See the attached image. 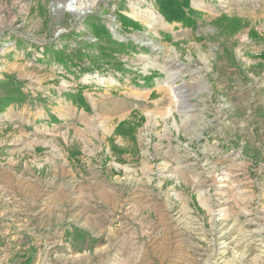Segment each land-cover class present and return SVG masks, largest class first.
Here are the masks:
<instances>
[{"label":"rangeland","instance_id":"1","mask_svg":"<svg viewBox=\"0 0 264 264\" xmlns=\"http://www.w3.org/2000/svg\"><path fill=\"white\" fill-rule=\"evenodd\" d=\"M66 1L0 0V203L82 190L91 228L0 234V264H264V0Z\"/></svg>","mask_w":264,"mask_h":264},{"label":"crops","instance_id":"2","mask_svg":"<svg viewBox=\"0 0 264 264\" xmlns=\"http://www.w3.org/2000/svg\"><path fill=\"white\" fill-rule=\"evenodd\" d=\"M55 193V191H52ZM84 191L77 190L74 191L75 201H72L70 210L73 212L67 213L62 203H58L52 196L49 201L41 202L39 209L36 210L35 214L25 213L21 214L14 211L13 208H10L9 203L3 202L0 203V234L5 237L6 242L9 245V240L18 239L19 237L24 236V234L32 235L35 239H38L39 244L42 242V237L44 236L41 230L51 229L52 234H57L60 240L64 239L62 243L65 244V248L68 250L69 247H72L74 244L75 233L81 231L87 233L89 228H91L90 214H89V204L86 203V208L84 211L80 209V203L83 202ZM51 200V201H50ZM15 203V202H14ZM48 204H51V207L54 209H47ZM70 205V204H68ZM82 205V204H81ZM47 206V208H46ZM69 210V208H68ZM87 235V234H86ZM82 241H85L84 239ZM35 241H33L34 243ZM87 242V240L85 241ZM83 243V242H82ZM25 248V247H24Z\"/></svg>","mask_w":264,"mask_h":264},{"label":"trees","instance_id":"3","mask_svg":"<svg viewBox=\"0 0 264 264\" xmlns=\"http://www.w3.org/2000/svg\"><path fill=\"white\" fill-rule=\"evenodd\" d=\"M157 8H158V12L164 17L165 21H167L168 23L179 22L186 26H191L194 24V17L192 16L194 14V11L189 8V0H157ZM118 16L121 19L120 20L121 24L125 28L127 26L131 28H138L137 22L130 20L127 17L121 15ZM95 28H97V30L94 29V32L96 34H102L104 37H106L104 34L108 33L107 34L108 36L106 38L109 39L111 37L110 33L106 30V28L103 25H100ZM54 57L57 59L59 63L63 64L64 66H68L67 64H70L67 63L68 59L62 57L61 54L55 53ZM0 82L7 85L8 87L12 86L9 82H5L4 80ZM16 92L18 94L17 97L4 95V97L0 98V101H2L1 103L3 108L12 102H21L23 100V96L20 90L16 89ZM3 108H1V110ZM84 108H88V106L84 105Z\"/></svg>","mask_w":264,"mask_h":264},{"label":"bare ground","instance_id":"4","mask_svg":"<svg viewBox=\"0 0 264 264\" xmlns=\"http://www.w3.org/2000/svg\"><path fill=\"white\" fill-rule=\"evenodd\" d=\"M91 5V0H67L66 2L60 3L57 6H60L62 9L68 10L74 15L79 16L89 9ZM174 73L176 72H171V74Z\"/></svg>","mask_w":264,"mask_h":264}]
</instances>
